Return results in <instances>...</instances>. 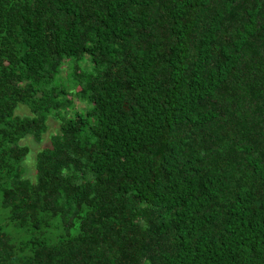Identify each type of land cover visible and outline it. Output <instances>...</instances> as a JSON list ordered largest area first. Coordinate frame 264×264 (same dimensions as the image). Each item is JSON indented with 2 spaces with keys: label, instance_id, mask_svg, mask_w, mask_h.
<instances>
[{
  "label": "trees",
  "instance_id": "obj_1",
  "mask_svg": "<svg viewBox=\"0 0 264 264\" xmlns=\"http://www.w3.org/2000/svg\"><path fill=\"white\" fill-rule=\"evenodd\" d=\"M0 210V264H264V0H0Z\"/></svg>",
  "mask_w": 264,
  "mask_h": 264
},
{
  "label": "rangeland",
  "instance_id": "obj_2",
  "mask_svg": "<svg viewBox=\"0 0 264 264\" xmlns=\"http://www.w3.org/2000/svg\"><path fill=\"white\" fill-rule=\"evenodd\" d=\"M66 70H68V68H66ZM63 71V75H64ZM75 104L80 105L77 101L75 102ZM16 113L18 114H28L30 113L29 108L25 105V104H18L17 108H16ZM59 129V122L57 120L56 117L54 116H49L48 118V128L47 130L43 133L42 139L35 141V139L32 137V135L28 134L25 138H23L22 140H20V142L26 144L28 146V153L25 156L24 160L22 161V165L24 167L25 170V175L33 177L34 176V172H35V163H36V154L38 152V149L46 144L49 143L50 141V136L52 133L58 131ZM4 214L3 211L0 210V224L2 226H5V230H8L9 233L13 236H16V239H20L23 236H25V234L20 231L17 230L15 228H10V225L7 224L4 221Z\"/></svg>",
  "mask_w": 264,
  "mask_h": 264
}]
</instances>
